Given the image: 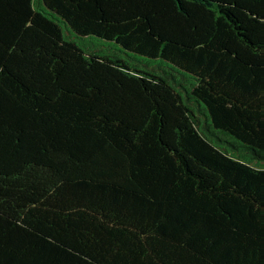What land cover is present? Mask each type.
I'll return each instance as SVG.
<instances>
[{"label": "trees", "instance_id": "obj_1", "mask_svg": "<svg viewBox=\"0 0 264 264\" xmlns=\"http://www.w3.org/2000/svg\"><path fill=\"white\" fill-rule=\"evenodd\" d=\"M0 264H264V0H0Z\"/></svg>", "mask_w": 264, "mask_h": 264}]
</instances>
